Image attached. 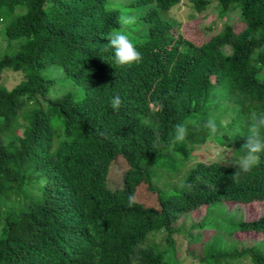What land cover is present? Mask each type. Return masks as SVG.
<instances>
[{
	"label": "trees",
	"instance_id": "16d2710c",
	"mask_svg": "<svg viewBox=\"0 0 264 264\" xmlns=\"http://www.w3.org/2000/svg\"><path fill=\"white\" fill-rule=\"evenodd\" d=\"M107 2L0 0V27L5 23L10 42L20 41L15 54L0 57V198L30 199L5 213L0 264H175L169 256L177 253L183 216L219 202L264 203V153L238 182L231 179L237 167L220 161L196 164L178 190H159L153 171L186 146L229 140L234 153L246 154L250 114L264 113V0H217L224 14L240 10L221 31L203 24L213 1L192 0L201 15L188 21L197 23L191 38L181 22L161 14L181 0H137L133 5L156 6L140 21L149 35L133 42L142 60L126 66L107 46L106 36L121 30V8ZM18 6L26 11L4 18ZM53 65L84 95L57 96L32 111L28 126L16 125L25 102L48 95L50 79L41 71ZM6 70L23 75L12 89L2 84ZM117 94L119 111L110 105ZM228 103L231 110L217 114ZM209 119L215 135L205 126ZM177 124L187 126L182 142H174ZM119 161L136 174L137 186L110 184ZM38 184L40 196L31 198ZM132 193L142 201L140 214L126 206ZM229 230L242 242L264 239V216ZM153 232L166 234L165 245L151 242Z\"/></svg>",
	"mask_w": 264,
	"mask_h": 264
},
{
	"label": "rangeland",
	"instance_id": "374dc122",
	"mask_svg": "<svg viewBox=\"0 0 264 264\" xmlns=\"http://www.w3.org/2000/svg\"><path fill=\"white\" fill-rule=\"evenodd\" d=\"M137 0H108L107 4L111 7L121 8L120 17L122 15H134L136 22L129 26L121 27V31H124L129 38L135 42L139 39L145 38L149 35V28L144 26L140 21L142 16L149 11L152 7H155V3L143 6H135L134 2ZM213 3L205 12L203 24L205 26L213 25L214 29L221 31L225 23H236L239 19L240 10H230L224 14L218 8L217 0H212ZM130 7V8H128ZM26 8L24 6H18L15 13L4 12V18H12L21 13H24ZM164 19L173 23H182L181 33L186 38H191L194 29L197 27L196 22H188L201 14L194 8L192 0H181V2L167 11H161ZM3 20V18H2ZM0 27V57L5 54L13 55L20 48V41L15 40L10 42L5 35V23H1ZM205 28V32H208L209 28ZM238 28H241L239 26ZM211 31V30H209ZM225 52L230 51V47L224 48ZM60 65H53L47 67L41 71V75L50 79L48 95L43 98L39 97L38 102L27 101L21 108L16 125H27L28 119L32 111L38 106L42 105L46 107L49 100L61 96L63 94L72 93L74 95H84L85 90L83 87L76 85L69 80ZM262 74L264 75V67ZM23 80V75L20 72H14L6 70L3 74L2 84L12 89L16 87ZM234 106L232 103H228L224 107L215 110L217 114L219 112L230 111ZM230 121L231 116L225 119ZM223 121V123H225ZM60 129V128H59ZM16 131V130H15ZM61 129L58 131L60 132ZM23 128H20L18 135L22 134ZM234 148L228 141L211 142L202 146H186L181 149V152H176L172 159L164 165L158 166L153 169L155 172V183L159 190H178L182 187L189 171L199 162L205 161H220L227 156V159L241 157L234 153ZM236 167V166H234ZM38 175V174H37ZM131 170L124 165L122 161L115 164L111 174L110 184L116 185L119 182H126L127 184H136L137 177H135ZM43 180L40 181V185H43ZM40 185H33L29 191L31 198H38L40 196ZM137 186V184H136ZM25 201L30 199L23 196H12L10 198H0V240L4 239V216L5 213L13 209L19 208ZM146 202V201H145ZM142 201H136L135 207L137 213L143 212ZM264 216V203H252L241 204L231 202H219L214 208H203L196 212H192L186 216H183L177 223V229L180 233L175 234L177 253H171L169 259L173 260L175 264H255L258 258H264V239L256 240L253 237L246 238L243 242L237 240L230 234L232 227L239 224L241 221H254ZM140 222V219L137 218ZM195 223H203L199 230H191V226ZM205 224L209 227L205 229ZM204 227V228H203ZM215 229V230H214ZM210 238L204 243L199 242V237H203L208 232H213ZM155 232L150 234L151 242L155 240L160 244L165 245L164 239L166 234L164 232L156 235ZM242 237L244 234H238ZM245 238V237H244ZM192 245V249L188 252V245ZM199 257H204L203 262H198ZM259 264H264V260L259 261Z\"/></svg>",
	"mask_w": 264,
	"mask_h": 264
},
{
	"label": "clouds",
	"instance_id": "9594fccd",
	"mask_svg": "<svg viewBox=\"0 0 264 264\" xmlns=\"http://www.w3.org/2000/svg\"><path fill=\"white\" fill-rule=\"evenodd\" d=\"M136 22L134 15H122L119 18L121 27L132 25ZM109 40L108 47L114 49L115 63L119 66L131 65L139 63L142 60L141 53L137 50L136 45L129 38V36L121 30H113L107 36ZM63 69H60L62 72ZM123 101L117 94L110 100V105L113 110L119 111ZM159 103L154 101L153 104ZM162 106V105H161ZM210 134L217 133V125L214 119H209L205 125ZM175 140L174 142H182L187 135V126L184 124H177L175 126ZM247 143L244 148L247 149L245 155L235 158L227 159V156L222 158V162L231 166H236L237 171L231 177L233 182H238L239 174L248 172L260 160V154L264 153V113L252 112L249 117V134L247 135ZM137 201L134 193L127 197V207H133Z\"/></svg>",
	"mask_w": 264,
	"mask_h": 264
}]
</instances>
